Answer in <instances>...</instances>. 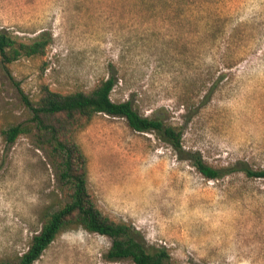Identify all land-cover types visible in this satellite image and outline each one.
Masks as SVG:
<instances>
[{
    "label": "rangeland",
    "instance_id": "374dc122",
    "mask_svg": "<svg viewBox=\"0 0 264 264\" xmlns=\"http://www.w3.org/2000/svg\"><path fill=\"white\" fill-rule=\"evenodd\" d=\"M0 28L44 55L0 60V260L27 250L42 210L62 196L31 123L44 85L91 91L111 74V97L183 127L184 147L217 167H264V0H0ZM76 140L88 158L98 207L132 223L176 264H264V178L237 171L204 177L154 132L97 113ZM111 238L82 227L61 232L34 264L110 261Z\"/></svg>",
    "mask_w": 264,
    "mask_h": 264
},
{
    "label": "trees",
    "instance_id": "16d2710c",
    "mask_svg": "<svg viewBox=\"0 0 264 264\" xmlns=\"http://www.w3.org/2000/svg\"><path fill=\"white\" fill-rule=\"evenodd\" d=\"M49 42L46 36L27 42L0 28V60L7 65L22 56L44 55ZM116 83V77L111 74L91 91L62 92L44 85L37 102L25 96V103L32 112L31 123L13 124L2 131L8 143L15 142L21 134L35 131L38 145L47 150L56 168L62 196L58 204L42 210V227L33 235L27 250L16 258L0 260V264H34L61 232L78 227L111 238L106 253L110 261L131 259L135 264H176L166 247L149 246L132 223L105 214L89 190L88 158L76 136L100 112L125 117L134 130L154 132L206 178H221L237 171L248 177L264 178V167L254 168L241 162L217 167L208 163L198 150L186 149L182 125L166 122L157 115H144L130 99L114 101L111 93Z\"/></svg>",
    "mask_w": 264,
    "mask_h": 264
}]
</instances>
